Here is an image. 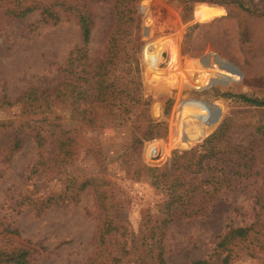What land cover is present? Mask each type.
Masks as SVG:
<instances>
[{"label":"rangeland","instance_id":"obj_1","mask_svg":"<svg viewBox=\"0 0 264 264\" xmlns=\"http://www.w3.org/2000/svg\"><path fill=\"white\" fill-rule=\"evenodd\" d=\"M115 1L89 0L93 24L86 54L91 65L104 55L115 28ZM251 1L264 9V0ZM135 5L142 21L138 57L142 92L149 99L147 112L166 126L164 135L143 143L142 160L161 167L172 151L196 147L230 117L226 143L231 149L215 164L234 172L230 160L241 155L239 174L227 175L230 185L211 196L197 193L191 202L184 198L169 211L164 205L166 190L129 178L123 165L113 161L115 152L122 153V144L130 138L129 122L89 131L68 111L55 120L56 113L39 107L38 90L52 92L62 81L60 70L67 58L83 45L76 18L60 5L54 6L59 16L54 21L41 18V7L19 17L0 13V150L10 144L15 132L21 139L18 150L0 154V247H27L29 264H114L112 256L121 241H126L129 253L120 264H134L139 254L150 263L161 258L166 264L196 259L220 264L226 257L225 264H264V114L236 97L222 95L242 92L264 97V16L232 3L209 1L138 0ZM161 50L166 51L162 63L157 58ZM31 90L37 91L31 95L37 99H23ZM188 104L204 109L202 121L215 117L217 122L207 128L188 119L185 125ZM47 120L57 121L67 135L78 139L64 155L44 133L45 163L33 173L39 150L29 125L37 123L45 130ZM186 134L190 140L170 144L172 136ZM161 143L168 146V154L154 162L149 159L150 149ZM106 152L109 156L103 161ZM102 165L114 184L113 192L123 200L118 211H103L89 188L71 199L73 182L95 173L103 175ZM50 195L58 201L47 205ZM106 213L110 218L116 215L125 235H105L103 243L99 229ZM251 224L246 238L217 246L230 227Z\"/></svg>","mask_w":264,"mask_h":264},{"label":"trees","instance_id":"obj_2","mask_svg":"<svg viewBox=\"0 0 264 264\" xmlns=\"http://www.w3.org/2000/svg\"><path fill=\"white\" fill-rule=\"evenodd\" d=\"M138 0H116L115 1V28L108 38L107 48L104 55L97 59L93 65L89 61L86 54V46L91 39V28L93 24L92 13L89 8V0H59L54 2H38V1H20V0H0V13L10 17L24 16L25 14L41 7L40 15L43 20H57L58 14L54 6L60 5L62 10L71 13L77 21L80 29L83 45L77 47L71 52L67 58L65 66L60 70L62 81L52 91L38 90L42 102L39 107H45L42 111L46 113H56L55 120L60 118L64 112H69L70 117L79 120L86 126L85 130L94 131L96 128L106 126L112 123V126L126 125L129 122L128 141L122 144L124 150L114 157V162H120L125 168L126 175L133 180L147 181L151 186L164 189L168 193V199L164 201L166 208L173 210L178 206V202H182L187 198L186 203L191 202L195 194H203L210 196L220 187L230 185V178L239 174L238 167L241 155L232 158L233 165L236 168L234 172L226 171L223 167H216L215 162L220 161L231 147L227 146V127L230 117H225L217 128L208 136H206L200 144L190 150H174L169 160L161 167L149 166L141 158V149L145 141L156 137H161L166 133L165 123L153 120L148 114L149 99L142 92V76L141 66L138 53L142 47L141 40V14L138 11L135 2ZM182 2L209 1L213 3H232L240 9L247 12L263 15L264 9L259 8L253 1L245 0H179ZM220 10V7L217 8ZM92 66L90 69H88ZM79 68V73L76 70ZM72 73L77 74L74 78H69ZM167 90L171 87L165 86ZM36 90H31L23 95L24 98H31L36 94ZM223 96L236 97L245 105L253 107L260 115L264 114V97L249 95L246 93L224 92ZM8 104V102H7ZM187 115L189 118L185 121V125L189 120H198L211 128L217 119L211 118L208 121L201 119L204 109L196 108L194 105H187ZM43 120L46 121L44 118ZM37 122V121H36ZM33 121V123H36ZM30 134L32 135L36 147L39 150V159L33 164L32 172L35 173L45 163L42 158V148L45 144V134L48 133L50 140L59 151H63L64 155L70 153L69 147L78 139L76 136L67 135L57 121L50 122L47 120L45 130L43 126L29 125ZM173 130V129H172ZM175 130V129H174ZM264 130V129H263ZM262 130V131H263ZM264 132V131H263ZM262 132V133H263ZM174 136V132L172 133ZM88 135H86L87 137ZM171 145L177 142L190 140V136L173 137ZM54 137V139H52ZM95 137L92 135L87 139ZM158 154L155 157H149L154 162H161L168 154V146L165 144H156ZM21 147V139L17 132L11 135L10 144L6 148L0 150V154L12 153ZM2 151V152H1ZM101 150L97 151L100 154ZM109 153H104L103 161ZM102 165L100 169L103 175L95 173L73 182L74 191L71 199L77 196L78 192L89 188L93 191L97 202L103 209L108 212L109 209L115 208L119 210L123 202L112 190L114 184L106 177L107 168ZM218 169L219 173H208V169ZM183 189L180 190L181 186ZM208 185L209 187H206ZM55 196H48L46 204L57 202ZM184 202V201H183ZM182 202V203H183ZM174 203H176L174 205ZM181 203V204H182ZM110 218L106 213V219L99 229V241L104 243L105 235L118 233L121 237L125 235L124 231H120L116 215ZM119 220V219H118ZM120 221V220H119ZM252 229L249 226L230 227L217 243L222 247L234 238H246ZM126 241L120 242L117 253L112 256L114 264H120L123 257L128 254ZM140 256V257H139ZM159 263H150L144 260L139 254L134 260V264H166L163 259L159 258ZM225 257L220 264L227 262ZM0 264H29V250L25 246L5 250L0 247ZM188 264H214L206 259H196Z\"/></svg>","mask_w":264,"mask_h":264},{"label":"water","instance_id":"obj_3","mask_svg":"<svg viewBox=\"0 0 264 264\" xmlns=\"http://www.w3.org/2000/svg\"><path fill=\"white\" fill-rule=\"evenodd\" d=\"M158 61L160 63L163 62V60L166 58V51L165 50H161L159 53H158ZM158 154V148L153 146L151 149H150V157H155L156 155Z\"/></svg>","mask_w":264,"mask_h":264}]
</instances>
